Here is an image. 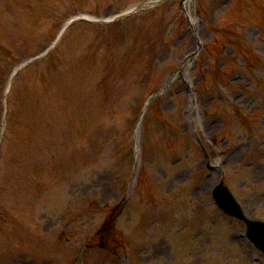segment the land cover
Masks as SVG:
<instances>
[{"label": "rangeland", "instance_id": "obj_1", "mask_svg": "<svg viewBox=\"0 0 264 264\" xmlns=\"http://www.w3.org/2000/svg\"><path fill=\"white\" fill-rule=\"evenodd\" d=\"M149 1L140 17L120 18ZM156 1L52 0L59 17L24 29L0 0L7 76L52 47L71 15L103 20L98 29L73 24L49 52L63 70V54L74 58L73 93L90 73L85 97L41 92V73L19 77L11 93L18 126L1 182L0 264H253L235 238L243 224L224 219L211 188L224 179L264 219V0ZM247 51L261 65L246 67ZM83 58L98 64L87 69ZM113 208L128 251H84Z\"/></svg>", "mask_w": 264, "mask_h": 264}, {"label": "water", "instance_id": "obj_2", "mask_svg": "<svg viewBox=\"0 0 264 264\" xmlns=\"http://www.w3.org/2000/svg\"><path fill=\"white\" fill-rule=\"evenodd\" d=\"M251 226H252V228L254 229V230H256L258 227L256 226V224L254 225V224H251ZM252 230V229H251Z\"/></svg>", "mask_w": 264, "mask_h": 264}]
</instances>
